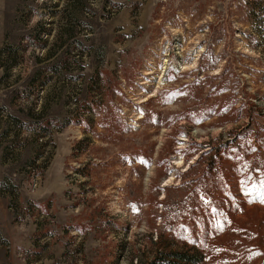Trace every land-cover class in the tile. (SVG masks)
I'll return each instance as SVG.
<instances>
[{
  "label": "rangeland",
  "instance_id": "1",
  "mask_svg": "<svg viewBox=\"0 0 264 264\" xmlns=\"http://www.w3.org/2000/svg\"><path fill=\"white\" fill-rule=\"evenodd\" d=\"M261 198L264 0H0V264H264Z\"/></svg>",
  "mask_w": 264,
  "mask_h": 264
},
{
  "label": "trees",
  "instance_id": "2",
  "mask_svg": "<svg viewBox=\"0 0 264 264\" xmlns=\"http://www.w3.org/2000/svg\"><path fill=\"white\" fill-rule=\"evenodd\" d=\"M32 128L35 129L36 132H41L45 134L49 132V126L46 124H34ZM42 134V135H43ZM170 258H166V260H162L160 258L153 259L149 264H196L197 257L195 255H190L188 252H172L169 254Z\"/></svg>",
  "mask_w": 264,
  "mask_h": 264
},
{
  "label": "snow or ice",
  "instance_id": "3",
  "mask_svg": "<svg viewBox=\"0 0 264 264\" xmlns=\"http://www.w3.org/2000/svg\"><path fill=\"white\" fill-rule=\"evenodd\" d=\"M243 183H244V182H242V184H243ZM260 202H261V203H264V198H261V199H260Z\"/></svg>",
  "mask_w": 264,
  "mask_h": 264
}]
</instances>
